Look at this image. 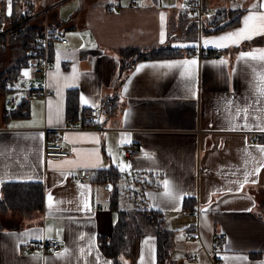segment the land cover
Returning a JSON list of instances; mask_svg holds the SVG:
<instances>
[{"label":"crops","instance_id":"0c3cea01","mask_svg":"<svg viewBox=\"0 0 264 264\" xmlns=\"http://www.w3.org/2000/svg\"><path fill=\"white\" fill-rule=\"evenodd\" d=\"M17 1L11 0L16 18L24 11ZM67 1H76L73 9L48 13V25L67 39L54 41L51 52L46 83L53 95L33 98L28 115L18 117L9 116L14 108H7V94L0 92V199L8 181H40L45 190L42 211L0 217V264H112L98 238L112 235L117 213L108 185L97 178L111 166L124 174L123 188L126 183L142 192L137 204L164 214L167 229L186 228L176 232L174 250L184 249L178 264H264V144L254 141L264 134V46H247L264 35V0H202L215 12L246 11L237 26L197 39L188 34L196 15L181 7L182 0H55L54 6ZM110 3L120 8L109 10ZM0 7L2 17H11L9 0H0ZM26 7L29 16L43 9L31 0ZM240 31L250 38L204 43ZM167 43L193 53L140 61L118 87L120 49ZM191 60L196 65L158 67ZM72 90L79 105L75 119L67 114ZM111 98L117 106L109 115L103 102ZM91 109L98 110L96 124L82 127V115ZM56 133L69 156L50 160L44 141ZM131 146L140 152L128 158ZM81 170L91 178L80 180ZM139 173L159 175L161 188L135 185ZM186 198L193 212L184 210ZM121 205L126 208V198ZM191 230L199 237L190 239ZM220 234L225 242L215 251ZM52 238L61 241L58 254L42 246L23 251L27 241ZM156 241L148 227L124 264H157Z\"/></svg>","mask_w":264,"mask_h":264},{"label":"trees","instance_id":"16d2710c","mask_svg":"<svg viewBox=\"0 0 264 264\" xmlns=\"http://www.w3.org/2000/svg\"><path fill=\"white\" fill-rule=\"evenodd\" d=\"M14 3L16 4V1ZM245 11V9L232 10L222 8L217 10L209 19H203L201 22L197 16H194L189 22V37L191 39H197L200 33L204 35L215 34L235 27L240 23ZM28 12L29 10L25 11L18 18L16 16L4 18L0 15V20L6 26L16 21L25 20V24L18 31L6 32L0 35V92L3 94L9 92L8 84L21 75L23 69L29 62V52L34 45L36 37L45 29L43 23L40 24L35 21L36 17L28 18L30 14ZM48 27L50 34L58 32L57 27L50 25ZM53 45L54 40L52 39L49 44L50 59ZM247 46H264V35L248 43ZM191 51L192 49L190 48L183 50L179 47L172 46L170 43L149 49L137 47L120 49L118 52L120 70L117 85L120 87L123 84L125 78L140 61L178 57L184 54L191 55L193 53ZM5 54L11 57L7 63ZM115 101L116 99L111 98L103 102V108L107 110V114L111 115L114 113L117 106ZM28 103L29 101H24L16 106L9 113V116L25 117L28 115ZM78 108L77 91H69L67 95L68 116L75 119ZM254 141L264 144V134L259 135ZM123 177L124 174L114 166L98 171L97 178L101 183L113 185V189L110 192L109 204L110 208L117 213V221L114 224L112 235L109 237L99 236L98 238L101 252L112 264H124L123 258L129 254L131 245L136 243L149 227L157 239V264H174L171 261V247L173 245L174 232L165 227L164 214L160 211L148 209L146 206L137 204L143 200L142 192L133 187L132 192L131 187H128V185H125L123 188L120 183ZM128 181L130 182V180ZM132 181L135 185L140 184L144 188H161L162 186L160 176L153 173H139ZM1 194L0 217L11 212H20L28 215L33 211H42L44 208L45 190L43 183L40 181H8L2 184ZM126 194L132 195V198L135 200L133 209L123 208L121 205V200L125 198ZM193 205L192 200L186 198L183 208L188 212H193ZM261 206L263 208L261 214L264 215V200ZM0 229H3L1 221Z\"/></svg>","mask_w":264,"mask_h":264},{"label":"built area","instance_id":"2783aa9c","mask_svg":"<svg viewBox=\"0 0 264 264\" xmlns=\"http://www.w3.org/2000/svg\"><path fill=\"white\" fill-rule=\"evenodd\" d=\"M134 5V1L130 2V6ZM181 7L184 10H188L195 14L198 19H202L205 14L210 11L202 0H183ZM109 10L119 9L120 6L116 3H110L108 5ZM47 9V8H45ZM36 15V14H35ZM34 14L28 16V18L33 17ZM25 20L16 21L7 26L0 20V35L6 32H16L23 27ZM48 27V26H47ZM45 27L44 31L36 37L34 45L30 49V59L26 65V69L29 71V75L26 76L23 73L8 84L9 92L7 93L6 105L10 110L15 108L21 101H30L35 97L48 98L53 95L52 90L47 86L46 78L48 72L53 67V62L49 56V44L51 40L60 41L61 43H67V39L62 36L61 33L56 32L55 34H50L49 27ZM218 53L221 52L220 49L217 50ZM98 115L97 109H91L82 115V127H93L96 124V119ZM68 123H72V119L67 120ZM62 136L59 133L54 135L48 134L44 141V156L50 160H59L60 158L68 157L69 152L64 148L61 142ZM140 150L131 146L126 151L125 154L128 158H133L139 154ZM91 175L86 170H81L79 179L88 180ZM188 237L190 239L199 237L195 230L188 232ZM225 242V236L220 234L214 238V247L219 249ZM43 247L44 250H49L54 254L61 252L62 244L58 238H52L48 242L38 243L36 241H27L23 245L24 252H32L38 248ZM189 259H193L192 256H187ZM213 264H225L219 259H213Z\"/></svg>","mask_w":264,"mask_h":264},{"label":"rangeland","instance_id":"374dc122","mask_svg":"<svg viewBox=\"0 0 264 264\" xmlns=\"http://www.w3.org/2000/svg\"><path fill=\"white\" fill-rule=\"evenodd\" d=\"M35 6H36V10H41V8L43 7V9L41 10L40 13L34 15V17H36L35 19L40 22V24H44L45 27L48 26V13H50V15L54 16L56 15V13L58 11H60L61 15L64 13V11H68L69 9H73L75 2L76 1H67L65 3H63L64 6L55 8L54 4H55V0H31ZM183 1V0H182ZM26 2L27 0H18V11L19 10H24L23 12H25L28 8L26 7ZM181 2V1H180ZM50 6V7H49ZM47 8V9H45ZM22 12V13H23ZM0 13H1V8H0ZM215 13V9L212 8L210 10V12L208 14H205L204 16H208V15H212ZM1 15V14H0ZM44 22H43V20ZM48 28V27H47ZM6 55V54H5ZM3 55V56H5ZM8 55H6V63H7V59H8ZM3 59V58H2ZM123 185H126V183H122ZM126 198V208L132 207L135 205V200L132 198V195H127L125 196ZM263 210V208H262ZM186 230V228L182 227L177 229V231L179 233H183ZM174 232V239H173V245L171 247V261H173L174 264H178V260H180L181 258H184V249L181 250H174V245H175V237L176 234L178 233L177 231L171 230ZM177 232V233H176Z\"/></svg>","mask_w":264,"mask_h":264},{"label":"snow or ice","instance_id":"6c2138e0","mask_svg":"<svg viewBox=\"0 0 264 264\" xmlns=\"http://www.w3.org/2000/svg\"><path fill=\"white\" fill-rule=\"evenodd\" d=\"M7 14L9 16L12 15V11H11V0H9V8H8V12ZM264 19V18H262ZM235 38H245V39H248L250 38L249 35H246L244 31H240V32H233V33H229L227 34L226 36H222V37H219L217 40H213V41H205V45H207L208 43H215L217 44V46H223V42L225 41H228V40H233ZM243 55V54H242ZM248 55H251L250 53ZM262 59H264V54H262L261 56ZM197 61L196 60H191V61H183V62H175V63H166V64H161V65H158V67H163V68H170V67H176V66H179L180 64H184V65H188V64H191V65H196ZM219 63L223 64L225 63L224 61H220ZM143 67V66H141ZM153 67H156L155 65ZM24 75H28L27 72L24 73ZM87 103V101H85ZM261 151H264V149H261ZM165 186L167 187V182L165 183ZM51 196L49 197V200L51 201ZM107 264V262H106Z\"/></svg>","mask_w":264,"mask_h":264},{"label":"water","instance_id":"95a60500","mask_svg":"<svg viewBox=\"0 0 264 264\" xmlns=\"http://www.w3.org/2000/svg\"><path fill=\"white\" fill-rule=\"evenodd\" d=\"M108 185V190L111 192L113 189V185L112 184H107Z\"/></svg>","mask_w":264,"mask_h":264}]
</instances>
